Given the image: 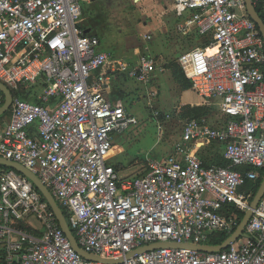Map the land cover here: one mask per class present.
<instances>
[{
	"label": "built area",
	"instance_id": "1",
	"mask_svg": "<svg viewBox=\"0 0 264 264\" xmlns=\"http://www.w3.org/2000/svg\"><path fill=\"white\" fill-rule=\"evenodd\" d=\"M169 1L192 11L177 31L195 27L201 40L179 64L202 104L223 120L184 122L173 153L121 177L109 158L116 137L138 119L106 97L107 69L149 86L155 57L141 54L134 66L102 51L100 37L81 25L84 0H0V82L13 95L0 116V156L37 174L80 247L102 258L155 242L213 244L214 233L231 235L242 220L236 211L244 214L254 197L241 188L264 170V38L246 0ZM38 86L33 96L41 103L18 95ZM4 100L0 90V107ZM201 142L224 144L228 164L205 165L194 151ZM29 217L40 222L32 226L39 234L16 225ZM244 233L218 252L163 247L116 264H264V196ZM0 246L6 264H108L81 256L41 192L11 168L0 169Z\"/></svg>",
	"mask_w": 264,
	"mask_h": 264
},
{
	"label": "crops",
	"instance_id": "2",
	"mask_svg": "<svg viewBox=\"0 0 264 264\" xmlns=\"http://www.w3.org/2000/svg\"><path fill=\"white\" fill-rule=\"evenodd\" d=\"M98 1L99 0H95V1L84 0V4H85L84 6L90 8L92 5L93 8V4H96V2ZM164 3L162 6L161 5L159 6L153 2L149 5V7L146 6V3H144V9L141 14L144 16V18L143 19L140 18V20H138L143 22L142 23L139 22L138 25H135V27L131 29L128 35L125 34L123 36H121L118 32H116L117 25L124 24L123 23L124 21L131 22V25H133V23L135 22H138L133 20L134 17L140 15L139 9L138 11L131 12L132 14H128L127 17L109 16L106 19H103L102 21H98V23H95L93 25L88 24L87 21L88 19L91 18V16L90 14L87 15V12H85L84 10L83 21L81 25L86 33L96 34L100 37L101 39L100 48L102 51L108 52L112 54L114 58L120 59L122 62H126L127 64L134 66L138 63L139 56L141 54H149L155 57L157 61L156 73H155L156 77L154 81L150 83L149 86H145L141 82L129 77L127 72H121L119 70L109 71L107 69V71L109 72V80L107 82V85L105 86V91H104L106 97L113 101L121 100L122 102L125 103L126 108L129 112H130L129 107L137 104L136 102L131 104L130 98L133 99L134 97L138 98L141 96L142 97L148 96L145 92L149 91V89L151 91H156L155 89L158 86L155 84L160 85L162 79L161 76L164 74L162 70H165V68H162L161 66L166 67L167 70H169L168 64H166L167 62L166 58L171 56L179 58V56L182 53H184L186 50L201 44L200 37L195 27L191 28V31L189 33H183L177 31L178 25L184 24L192 17V11L185 10L180 5L170 2L169 0H165ZM102 9H104V7ZM93 11L94 14H96L98 13L99 10L94 9ZM130 19H132V21H130ZM179 66L182 69L180 64ZM99 72H101V70L96 72L95 74ZM171 76L173 78V81L177 82L173 73H171ZM178 84L179 83L177 82V85ZM34 90L35 88H31L30 91L29 89H27L26 93L31 94V96L34 97L33 96V94H35ZM181 90L183 89L181 88ZM183 92H184L183 93L184 97L182 98L181 96H179V102L180 103L183 102L181 105H184L185 103L189 104L190 102L195 100L194 102H198L199 106L207 107L209 111H211L210 112L211 114L208 117H204L203 119H197V120H201V121L205 119L209 120L210 117L212 118L213 115L217 114L220 117L218 123L219 125L221 124L223 119L221 118L218 110L212 108L211 106L202 104L200 97L192 90L191 86L190 88L183 90ZM185 96L187 97V100H185ZM178 105L179 104H176L173 107H176ZM206 122L208 123V121ZM218 123L216 125H212L210 123L209 124L212 126H217ZM122 138L123 136L122 137L118 136L115 142L120 141ZM168 149L170 150L169 153L162 155L163 157L173 153V144L172 146H168ZM224 149L225 147L224 144L222 143L201 142V144L199 143L195 147L194 151L197 152V154L205 164L225 166L227 162L224 158ZM121 151L122 150L120 149L118 150V152L120 153ZM113 152H114V148L111 152L110 159L113 155ZM112 158L114 162L113 163L109 162V163L116 168L118 173H120L122 170L118 166L121 160L114 159V157ZM151 158H160V157H151ZM243 170L245 169L243 168ZM261 171L262 170H260V176H261ZM243 191L244 192L251 191L253 192L254 196L257 192V191L254 192L251 189L243 190V188H241V192ZM32 218L35 219L37 222H39L35 217H29L26 220H19L15 223L17 226H21L22 223H26L36 228L40 227V222L39 224H34L33 221L35 220H32ZM1 249L2 247L0 246V252ZM0 254L3 255L4 252L2 251V253ZM0 264H6V263L5 261L0 260Z\"/></svg>",
	"mask_w": 264,
	"mask_h": 264
},
{
	"label": "rangeland",
	"instance_id": "3",
	"mask_svg": "<svg viewBox=\"0 0 264 264\" xmlns=\"http://www.w3.org/2000/svg\"><path fill=\"white\" fill-rule=\"evenodd\" d=\"M153 2L162 6L165 0H99L96 4H93V8L92 5L90 8L84 6V10L87 12V15L90 14L91 16L87 21L88 24L91 25L98 23V21H102L109 16L127 17L128 14H132L131 12L138 11L139 9L140 15L134 17L133 20L138 21L140 18H144V16L141 15L144 9V3L149 7ZM103 7L104 9H102ZM92 9H98L99 11L94 14ZM130 21H132V19H130ZM139 22L142 23L143 21L135 22L133 25H131V22L124 21V24L117 25L116 32L121 36L125 34L128 35L131 29H133L135 25H138ZM166 59V64H168L169 70H167L166 67L161 66L167 71L162 70L164 74L161 76L162 79L160 85L155 84L158 86L155 89L156 91H151L149 89V91L145 92L148 96L134 97L133 99L130 98L131 104L135 102L137 103L134 106H130L129 110L137 117L138 123L132 125L122 135L123 138L120 141L115 142L112 155L114 159L121 160L118 166L122 170L119 173L121 177L137 176L145 172L147 169V162L151 157H162V155L169 153L170 150L168 149V146H172V144L180 137L184 122L196 119L194 117L187 118L185 115L189 108L198 107V102H194V100L189 104L185 103L184 105H181L183 102H179V96L183 98L184 92L181 90L179 84L177 85V82L173 81L171 76V73H173L174 70L173 65L180 68L178 58L171 56ZM34 91L39 93L41 87L38 86ZM23 92L26 93L27 89H23ZM185 100H187L186 96ZM176 104L179 105L173 107ZM210 114L211 113H208V115ZM219 120L220 117L216 114L206 121L212 125H216ZM117 138L118 137H116V139ZM119 149L122 150L121 153L118 152ZM112 157L111 159L109 158L110 163L114 162ZM32 220L35 219L32 218ZM33 223L39 224L36 220L33 221ZM21 227L23 226L21 225Z\"/></svg>",
	"mask_w": 264,
	"mask_h": 264
},
{
	"label": "water",
	"instance_id": "4",
	"mask_svg": "<svg viewBox=\"0 0 264 264\" xmlns=\"http://www.w3.org/2000/svg\"><path fill=\"white\" fill-rule=\"evenodd\" d=\"M246 6H247V12L250 15V17L257 23L260 32L264 38V20L260 16V13L256 9V7L253 4V0H246ZM0 90L4 93L5 100L4 104L0 107V116L6 113L9 108L11 107L12 101H13V95L11 90L2 82H0ZM0 165L15 169L24 176H26L28 179L32 181L34 186L41 192L43 197L46 199V201L49 203L50 207L54 211L57 220L59 221V224L67 237L69 238L72 246L74 249L84 258L94 261H101L108 264H116L121 261H123L125 258H128L130 256H133L138 253H143L150 250H155L158 248L163 247H175V248H191L196 251L200 252H218L222 251L229 247V245L232 242L237 241L239 238L243 237L245 235L244 231L245 228L250 220V217L254 211V209L258 206L259 202L264 196V178L260 184V187L258 188L252 202L250 205V208L246 210L244 213V216L240 222V225L237 227V229L229 235L224 241L221 243L216 244H193V243H176V242H155L152 244L144 245L142 247H139L132 252L128 253L126 257H122L120 259H108V258H102L98 255L91 254L87 251H85L83 248L80 247L78 244V241L74 235V232L72 231L69 222L67 220L66 214L63 210V208L60 206L56 198L53 196L52 192L49 190V188L42 182V180L39 178V176L34 173L33 171L29 170L24 165L8 160L4 157L0 156Z\"/></svg>",
	"mask_w": 264,
	"mask_h": 264
},
{
	"label": "trees",
	"instance_id": "5",
	"mask_svg": "<svg viewBox=\"0 0 264 264\" xmlns=\"http://www.w3.org/2000/svg\"><path fill=\"white\" fill-rule=\"evenodd\" d=\"M262 2V0H261ZM256 9L258 10V12L260 13V16L263 18L264 20V4L263 3H260L256 6ZM174 70H173V74H174V77L175 79L177 80V82L180 84L181 88L183 90L185 89H188L190 88V82L189 80L186 78L185 76V73L184 71L181 70V68H179L178 66H173ZM15 93V92H14ZM18 95H20V97L24 98V99H27V100H31V101H34L36 103H41V101L37 98H34L31 96V94H28V93H24L23 90H20L18 92ZM209 109L207 107H201V106H198V107H194V108H189V110L186 112V115L185 117L187 118H191V117H194L196 119H201V118H204V117H208L209 115H207L208 113H210L211 111H209ZM226 160V159H225ZM227 164H228V161L226 160ZM226 164V165H227ZM205 165H210V164H205ZM223 166V165H221ZM10 169L8 167H5V166H2L0 165V169ZM253 167H245L244 169H251ZM263 177H264V170L261 171V176L259 178V180L257 182H254V181H247L245 186H243V190H248V189H251L252 191L256 192L257 189L259 188L260 184H261V181L263 180ZM231 211H235L234 208L232 207V210H230V213ZM237 214L241 217H243V211H239L237 210L236 211ZM22 226L23 228L30 232V233H36V234H39V231L35 230L31 225L29 224H26V223H22ZM228 237L227 233L226 232H216L213 234V237H212V243L213 244H216V243H221L222 241H224L226 238Z\"/></svg>",
	"mask_w": 264,
	"mask_h": 264
}]
</instances>
